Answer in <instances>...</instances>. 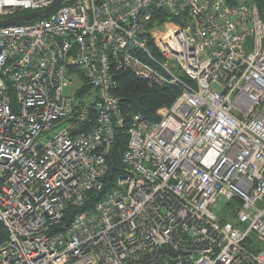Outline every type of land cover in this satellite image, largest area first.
<instances>
[{
	"label": "built area",
	"instance_id": "obj_1",
	"mask_svg": "<svg viewBox=\"0 0 264 264\" xmlns=\"http://www.w3.org/2000/svg\"><path fill=\"white\" fill-rule=\"evenodd\" d=\"M55 1L0 0V18ZM120 71L179 94L130 115L123 173L64 222L104 189ZM262 243L264 5L63 0L0 27V264H264Z\"/></svg>",
	"mask_w": 264,
	"mask_h": 264
},
{
	"label": "trees",
	"instance_id": "obj_2",
	"mask_svg": "<svg viewBox=\"0 0 264 264\" xmlns=\"http://www.w3.org/2000/svg\"><path fill=\"white\" fill-rule=\"evenodd\" d=\"M255 3L261 9L264 5V0H228L230 5H237L240 3ZM43 17H38L20 23H30ZM166 19L165 16L161 18ZM19 23V24H20ZM115 87L114 95L118 96L123 108V116L125 117L126 125L117 129L115 133V140L107 155L108 169L105 179L104 189L100 192H93L82 209L70 208L66 211L64 222H69L73 214L78 211L86 210L92 207L97 200L107 191L113 184V180L123 173L121 164V154L125 150L127 142V126L130 115L140 113L149 120H157L156 111L162 106H169L179 94V87L174 85H167L163 87L147 86L146 82L134 76L127 71H120L114 75ZM87 90L88 87L84 86Z\"/></svg>",
	"mask_w": 264,
	"mask_h": 264
},
{
	"label": "water",
	"instance_id": "obj_3",
	"mask_svg": "<svg viewBox=\"0 0 264 264\" xmlns=\"http://www.w3.org/2000/svg\"><path fill=\"white\" fill-rule=\"evenodd\" d=\"M62 1L63 0H56L52 5L41 11L23 13L13 17L0 18V27L13 25L23 21L35 19L38 17H46L50 13H52L62 3Z\"/></svg>",
	"mask_w": 264,
	"mask_h": 264
},
{
	"label": "rangeland",
	"instance_id": "obj_4",
	"mask_svg": "<svg viewBox=\"0 0 264 264\" xmlns=\"http://www.w3.org/2000/svg\"><path fill=\"white\" fill-rule=\"evenodd\" d=\"M192 21L191 20H187L186 23H191ZM245 49L247 50H250L251 46H252V38L251 37H248L246 39V42H245ZM93 90V89H91ZM64 126V123H59L57 125H55L53 128H51L50 130L46 131L43 135V139H49L52 134H54L55 132L59 131L62 127ZM221 207V211L215 209V211L219 214L223 215L224 216H227V220L232 222V223H236L237 222V219H236V216L235 215H231L230 213V210L228 209V205L225 204V203H220L219 205ZM227 213V214H226ZM261 249H264V243L261 244Z\"/></svg>",
	"mask_w": 264,
	"mask_h": 264
}]
</instances>
